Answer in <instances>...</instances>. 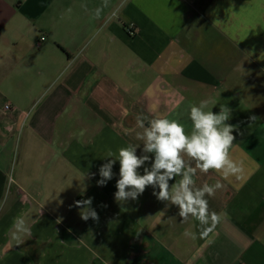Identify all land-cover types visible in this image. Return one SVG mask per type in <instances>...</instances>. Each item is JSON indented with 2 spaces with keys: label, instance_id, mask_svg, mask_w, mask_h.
<instances>
[{
  "label": "crops",
  "instance_id": "obj_1",
  "mask_svg": "<svg viewBox=\"0 0 264 264\" xmlns=\"http://www.w3.org/2000/svg\"><path fill=\"white\" fill-rule=\"evenodd\" d=\"M262 54L264 0H0V264H264ZM201 101L231 109L240 168L197 171L223 185L207 236L151 186L117 202L119 161L97 185L109 150L142 143L138 115L190 130Z\"/></svg>",
  "mask_w": 264,
  "mask_h": 264
},
{
  "label": "clouds",
  "instance_id": "obj_2",
  "mask_svg": "<svg viewBox=\"0 0 264 264\" xmlns=\"http://www.w3.org/2000/svg\"><path fill=\"white\" fill-rule=\"evenodd\" d=\"M206 108L207 101L190 107V130L178 119H149L138 115L136 121L140 131L136 132V139L142 141V154L137 155L141 144H128L115 153L109 150L104 156L107 162L99 168L97 185L105 186L113 178V166L119 161L120 178L114 194L117 202L135 201L151 186L157 200L165 202L166 208L177 206L182 222L189 218L198 221L202 228L200 235L207 236L221 221L223 213L210 212L206 197L214 195L223 185L217 181L214 185L204 183L197 187V171L208 173L214 170L226 178L237 174L240 168L230 157L235 140L233 132L238 128L226 123L231 118V109L221 105L217 114ZM149 154H153L154 159ZM146 162L150 167L145 166ZM142 167L143 174L138 171ZM170 181L174 183L170 184ZM74 205L81 209L83 220H99L98 213L91 207L92 198L75 201ZM185 235L195 239V233L186 231Z\"/></svg>",
  "mask_w": 264,
  "mask_h": 264
},
{
  "label": "built area",
  "instance_id": "obj_3",
  "mask_svg": "<svg viewBox=\"0 0 264 264\" xmlns=\"http://www.w3.org/2000/svg\"><path fill=\"white\" fill-rule=\"evenodd\" d=\"M128 31L130 32V34H136V28L134 26H128L127 27ZM6 108H10V105H6Z\"/></svg>",
  "mask_w": 264,
  "mask_h": 264
},
{
  "label": "trees",
  "instance_id": "obj_4",
  "mask_svg": "<svg viewBox=\"0 0 264 264\" xmlns=\"http://www.w3.org/2000/svg\"><path fill=\"white\" fill-rule=\"evenodd\" d=\"M125 27L127 28L128 26H127V25H125Z\"/></svg>",
  "mask_w": 264,
  "mask_h": 264
}]
</instances>
